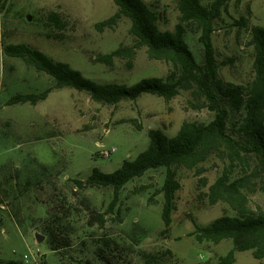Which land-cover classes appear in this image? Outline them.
Masks as SVG:
<instances>
[{
    "label": "rangeland",
    "instance_id": "rangeland-1",
    "mask_svg": "<svg viewBox=\"0 0 264 264\" xmlns=\"http://www.w3.org/2000/svg\"><path fill=\"white\" fill-rule=\"evenodd\" d=\"M143 1L159 15L162 31L173 32L181 23L177 0ZM210 1L202 0L205 5ZM116 12L113 0H0V264H103L96 252L107 239L120 246L116 264H221L231 251H235L234 264H264V259L253 257V251H236L230 240L219 244L197 240V227L238 216L227 203L213 205L208 198L210 187L224 174L232 180L245 179L242 191L249 213L264 214L258 162L251 157L232 162L225 150L195 169L173 167L180 189L168 232L161 218L164 197L158 194L165 168L128 183L104 227L89 224L87 209L105 212L113 190L80 191L74 180H86L94 168L112 173L124 161L135 160L148 148L152 129L174 137L184 122L210 124L215 119L194 84L169 101L148 94L137 101L104 105L85 92L56 89L50 76L4 53L7 45L27 44L101 84L131 86L143 79L167 77L171 64L150 60L146 48L138 50L132 61L100 60L136 44L126 18L111 28L97 27ZM254 26L264 28V0H232L215 23L213 44L218 76L224 83L248 88L254 80ZM199 38L197 27L186 26L185 40L202 65ZM49 88L53 91L48 99L36 106L7 105L16 94ZM240 117L241 112H232L229 125ZM113 148L117 151L104 158L103 152ZM54 189L60 200L71 205L67 223L72 243L62 252L51 250L44 231L48 209L57 202Z\"/></svg>",
    "mask_w": 264,
    "mask_h": 264
},
{
    "label": "trees",
    "instance_id": "trees-1",
    "mask_svg": "<svg viewBox=\"0 0 264 264\" xmlns=\"http://www.w3.org/2000/svg\"><path fill=\"white\" fill-rule=\"evenodd\" d=\"M232 0H211L203 4L202 0H177L180 21L173 32L162 31L159 27V15L147 6L143 0H113L116 14L109 20L97 25L100 30L111 28L117 21L126 18L131 22L130 34L137 40L134 46L120 47L111 54L102 56L101 61L112 64L114 59L134 60L138 50L146 48L148 58L171 64L172 71L165 78L143 79L127 86L115 83L101 84L86 78L69 64L56 62L42 51L27 44H10L4 48L9 58H18L38 72L50 76L56 89L70 88L90 95L95 102L104 105H117L122 101H137L144 95H153L172 100L180 90L193 85L199 95L208 102V109L215 113L210 124L184 122L179 132L168 136L160 129L149 131V146L133 161H124L122 166L105 173L94 168L84 181L74 180L75 188L84 191L89 188L113 190V199L105 212L88 208L89 224L104 227L107 216L113 215L120 202L124 187L149 171L165 168L166 178L158 194H163L162 222L168 232L172 215L176 210V194L180 184L176 180L173 167L195 169L210 157L225 150L232 162L254 158L261 178L264 192V28L254 26L251 29L254 47V80L248 88L224 83L218 76L219 66L215 57L213 34L215 23L221 18ZM241 2L243 0H237ZM195 26L200 33L199 41L204 48V64L197 63L185 40L186 26ZM53 88L29 94H16L7 102L8 106L30 104L36 106L48 99ZM241 112L234 125H229L230 114ZM245 179L232 180L228 174L220 177L209 190L211 204L227 203L236 217H222L212 224L197 227L199 242L219 244L230 240L239 252L253 251L257 261L264 259V214L251 215L247 209V197L242 189ZM55 206L47 212L44 231L48 235V245L53 252H62L71 248L70 219L71 205L67 199L56 194ZM120 246L112 239L103 241L96 252L103 264H116V252ZM235 251L221 258V264H234ZM6 264H20L11 261ZM263 264V263H260Z\"/></svg>",
    "mask_w": 264,
    "mask_h": 264
},
{
    "label": "built area",
    "instance_id": "built-area-1",
    "mask_svg": "<svg viewBox=\"0 0 264 264\" xmlns=\"http://www.w3.org/2000/svg\"><path fill=\"white\" fill-rule=\"evenodd\" d=\"M116 151H117V150H116L115 148H113V149H111V150H107V151L103 152V157H104V158H110L111 155H112L113 153H115Z\"/></svg>",
    "mask_w": 264,
    "mask_h": 264
},
{
    "label": "water",
    "instance_id": "water-1",
    "mask_svg": "<svg viewBox=\"0 0 264 264\" xmlns=\"http://www.w3.org/2000/svg\"><path fill=\"white\" fill-rule=\"evenodd\" d=\"M27 21H28V22H31V21H32V18H31V17H27ZM38 242H39V243H43V242H44V238H43V237H39V238H38Z\"/></svg>",
    "mask_w": 264,
    "mask_h": 264
}]
</instances>
